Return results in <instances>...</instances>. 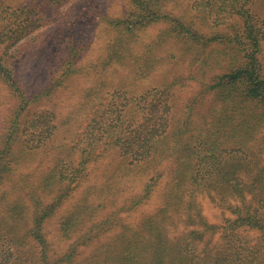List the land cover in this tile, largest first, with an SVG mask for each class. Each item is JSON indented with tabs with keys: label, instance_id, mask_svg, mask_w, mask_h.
<instances>
[{
	"label": "trees",
	"instance_id": "1",
	"mask_svg": "<svg viewBox=\"0 0 264 264\" xmlns=\"http://www.w3.org/2000/svg\"><path fill=\"white\" fill-rule=\"evenodd\" d=\"M46 1L57 8L63 7L64 0ZM261 2L264 0H125L124 6L128 7L120 17L108 19V15L102 12L101 16L116 29L115 36L107 43V56L100 57L97 66L82 64V56L78 53V49L81 50L80 41L75 35L66 36L65 50L58 57L61 74L53 75L50 84L41 90L48 92L45 97H49L60 86L57 84L62 77L78 74L84 67L83 73L90 79L92 73L97 74L101 69L95 75L96 80L92 79L89 87L85 88L83 102L67 117H60L57 110L33 113L34 98L38 102L43 96H39V92L28 91L20 84L15 79L17 68L10 63L7 52L0 53V80L8 83L19 98L16 118L11 119L10 130L1 138L0 154L4 156V168L0 169V187L7 185L16 163H21L24 155L45 149L61 133L74 134L78 119H82L81 122L87 120V127L92 129H87L83 135L79 160L77 164L73 163V172L66 175L68 170L65 171L58 164H53L50 170H42L37 187L44 194H40L32 206L27 202L21 213H15L13 221L17 225L26 220L31 221L29 232L34 234L39 229V237L43 239L44 218L40 221L37 219L38 213L42 212L39 209L42 199L51 195L60 196L65 186L63 179L70 180L69 185L75 179H84L89 164L102 157L111 147L121 151L120 155L129 162L130 167H140L141 162L152 163L162 157H170L175 166L178 192L188 182L190 187L196 186V190H216L221 195L231 189L241 192L238 167L243 160L252 159L250 142L257 139L264 126V14H260L257 9ZM7 8L4 1L0 0V43L7 42V39L14 43L26 39L39 27L38 22L47 18L46 14L49 15L48 12L40 11L44 17L40 18L37 14L34 17L38 20H34V17L26 15L33 14L39 7H25L13 14ZM93 8L95 11H104ZM186 8L196 14H189ZM75 9L81 12V7L76 6ZM177 10L178 13H175ZM73 11L68 14V18L75 15ZM79 15L77 13L71 22L82 18ZM12 24L16 26L13 28ZM155 24H166V28L161 30L157 39L146 42L144 32ZM220 26L230 32L225 35L226 38L214 36ZM9 34L11 36L5 38ZM217 40L220 42L215 43ZM111 58H114L110 62L111 75L105 76L107 66L103 68L102 65ZM186 60H189L187 68L199 71V74L192 72L188 78L202 76V86L206 87L203 93L210 94L211 103L207 113L197 112L199 102L195 99L183 106L179 112L181 114L174 113L178 106L169 102V98L177 81L169 83L170 80L164 78L160 87L149 88L139 96L123 77L119 81L113 79V73L119 71L118 66L127 64L137 74L134 78L142 80L160 62L161 65H167V72H172V65L177 70ZM143 127H146V131ZM28 130L35 135L32 146L26 138ZM14 144L19 146L16 152ZM60 153L55 158L60 157ZM74 153L72 151L66 157L74 158ZM55 158L54 162H58ZM70 175L72 179L67 178ZM256 182L261 185V195L264 196V178L260 177ZM16 183L14 181L11 190L20 184ZM152 183L156 184L155 178ZM151 188L152 185L148 183L146 191ZM178 194L173 192L170 197ZM35 199L30 197V200ZM182 203L178 202L177 205ZM170 204L168 199L163 210L166 215L161 220L152 217L144 223L142 231L147 229V235L142 236L140 233L133 236L135 243L126 248L123 246L124 251H129L131 247L134 250L137 241L142 238L144 250L138 248L137 253L143 264H196L189 258L191 255L184 254L183 248L169 237L167 225L172 216H168L167 212ZM255 211L248 212L240 220L264 229V218ZM17 239L11 237V241L17 244L15 247L9 246L11 253L12 250L15 254L20 252L18 243L23 240ZM114 255L115 258L111 259L114 264L140 262L135 256L129 261L128 255L121 256L122 253L116 251Z\"/></svg>",
	"mask_w": 264,
	"mask_h": 264
},
{
	"label": "rangeland",
	"instance_id": "2",
	"mask_svg": "<svg viewBox=\"0 0 264 264\" xmlns=\"http://www.w3.org/2000/svg\"><path fill=\"white\" fill-rule=\"evenodd\" d=\"M2 1L11 14L26 9L25 7H39L26 17L32 18L39 14L43 18V14L48 12L47 18L39 21V27L26 39L18 43L8 39L7 42L2 41L0 53L7 52L10 63L17 68L15 79L20 84L28 91L39 92L37 94L43 96L39 103L34 98L33 113L57 110L60 117L69 116L83 102L85 88L89 87L92 79L96 80L95 75L101 69L97 74L92 73L90 79L83 73L84 67L78 74L69 78L62 77L57 84L60 86L49 97H45L48 92L41 90L50 84L53 75L61 74L58 57L65 50V37L75 35L80 41L81 50L78 49V53L82 56V64L97 66L98 59L107 56V43L115 36L116 30L101 14H107L108 19L120 17L128 7L124 6L125 0H64L61 8L46 0ZM258 5L260 14H264V2ZM76 6L81 7V12L75 9ZM93 6L104 11H95ZM186 10L189 14H196L189 8ZM40 11L44 13L41 14ZM72 11L75 14L73 17L80 13L82 18L71 22L73 17L68 18V14ZM34 20L38 19L34 17ZM15 26L16 24H12L13 28ZM165 28L166 24L149 26L144 32L146 42L157 39ZM228 33L230 32L226 28L220 26L214 36L226 38ZM10 36L11 34L5 38ZM112 60L114 58L102 65L103 68L107 66L105 76L111 75ZM165 65L160 62L142 80L134 78L137 74L127 64L124 67L118 66L119 71L113 73V79L119 81L123 77L139 96L149 88L160 87L164 78L169 79V83L177 81L169 98V102L178 106L174 113H179L187 102L190 104L194 99L199 102L197 112L207 113L211 103L210 94L203 93L206 87L202 86V76L188 78L195 71V68H187L189 60L178 66L177 70L172 65V72H167ZM195 72L199 74V71ZM18 99L10 85L0 80V144L4 133L10 130L11 119L16 118ZM198 117L196 115V119ZM81 120L78 119L75 123L74 134L61 133L45 149L24 155L22 162L16 163L7 185L0 187V264H114L111 259L116 256L115 251L122 253L121 256L128 255L129 261L135 256L140 260L139 264H143L137 253L138 248L144 250L142 238L137 241L134 250L131 247L129 251H124L123 246L126 248L135 243L133 236L148 234L147 229L142 231V226L149 218L161 220L166 215L163 210L168 199L171 204L167 215L172 216L171 220L169 217L167 219L169 237L183 248L184 254L191 255L189 258L196 264H264V229L240 220L248 212L255 213V210L264 218V196L261 195V185L256 182L258 178H264V126L257 139L250 142L252 159L243 160L238 167L241 192L231 189L232 192L221 195L216 190H196V186L190 187V182L184 183L178 192L175 166L170 157H162L152 163L141 162L140 167H130L129 162L120 155L121 151L111 147L102 157L89 164L84 179H75L72 185H69L70 180L63 179L65 186L60 196L51 195L42 199V205L39 206L42 212L38 213L37 219L45 220L42 223L45 232L43 239L39 237V229L34 234L29 232L31 221L26 220L17 225L13 221L15 213H21L27 202L31 206L36 204L39 195L44 194L37 187L42 170H50L53 164H58L65 171L68 170L66 175L73 172V163L77 164L79 160L83 135L87 129L92 131L91 127H87V120ZM143 129L146 131V127ZM27 133L26 138L32 146L35 135L29 130ZM18 148V144H14L15 152ZM72 151H75L74 158H67L66 154H71ZM59 153L60 157L55 158ZM3 158L0 154L1 163ZM54 158L58 162H54ZM6 159L9 160L8 157ZM0 166V169L4 168V163ZM160 173L161 176L157 175ZM67 178L73 177L70 175ZM153 178L156 179V184L152 183ZM14 181L20 183L13 189L15 191L11 190ZM148 183L152 188L146 191ZM173 192L179 194L171 198L170 194ZM30 197L36 199L30 200ZM178 202L183 203L178 206ZM52 210L53 213L46 218L45 215ZM157 213L158 216L155 217ZM13 236L17 240H23L18 243L21 247L17 254L14 250L12 253L8 250L9 246H17L11 241Z\"/></svg>",
	"mask_w": 264,
	"mask_h": 264
}]
</instances>
